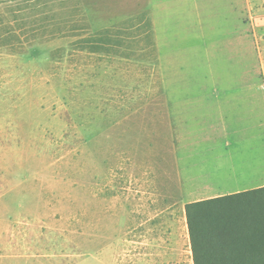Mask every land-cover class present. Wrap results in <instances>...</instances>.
<instances>
[{
  "label": "rangeland",
  "instance_id": "374dc122",
  "mask_svg": "<svg viewBox=\"0 0 264 264\" xmlns=\"http://www.w3.org/2000/svg\"><path fill=\"white\" fill-rule=\"evenodd\" d=\"M205 141L264 154V0H0V264H185Z\"/></svg>",
  "mask_w": 264,
  "mask_h": 264
},
{
  "label": "trees",
  "instance_id": "16d2710c",
  "mask_svg": "<svg viewBox=\"0 0 264 264\" xmlns=\"http://www.w3.org/2000/svg\"><path fill=\"white\" fill-rule=\"evenodd\" d=\"M194 264H264V186L189 202Z\"/></svg>",
  "mask_w": 264,
  "mask_h": 264
},
{
  "label": "crops",
  "instance_id": "0c3cea01",
  "mask_svg": "<svg viewBox=\"0 0 264 264\" xmlns=\"http://www.w3.org/2000/svg\"><path fill=\"white\" fill-rule=\"evenodd\" d=\"M228 4H231V1H228ZM205 142L204 144L211 148L198 156V182L199 179L203 181V186L198 192L213 193L205 198L264 186V154L259 148H253L250 145L243 147L234 145L229 148L230 143L226 141ZM218 146L228 148L220 149ZM188 242V250H185V264H194L190 237ZM162 254L167 255L168 253L163 251ZM173 255L183 257L184 252L175 251ZM178 264H184L183 258H180Z\"/></svg>",
  "mask_w": 264,
  "mask_h": 264
}]
</instances>
